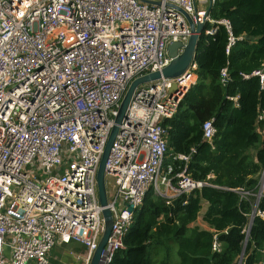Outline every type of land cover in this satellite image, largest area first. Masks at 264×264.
<instances>
[{"label":"built area","instance_id":"built-area-1","mask_svg":"<svg viewBox=\"0 0 264 264\" xmlns=\"http://www.w3.org/2000/svg\"><path fill=\"white\" fill-rule=\"evenodd\" d=\"M148 1L0 0V264H50L53 248L74 245L85 255L70 252L73 263H90L104 232L96 181L104 147L130 83L161 72L170 63V43H187L191 32L177 8L194 24L223 25L226 52L236 41L226 20L206 14L214 0ZM195 71L193 61L180 76L161 77L132 95L105 165L112 226L100 264L124 249L149 190L172 200L216 187L192 179L186 165L175 172L164 164L167 133L160 120L176 113L196 83ZM241 76L257 77L263 88L264 64ZM227 79L223 69L220 81ZM214 132L211 120L203 123L204 140ZM230 191L241 200L259 194V201L264 168L256 194ZM257 204L251 217L264 221ZM220 250L215 235L212 251ZM262 255L264 264V248Z\"/></svg>","mask_w":264,"mask_h":264},{"label":"trees","instance_id":"trees-1","mask_svg":"<svg viewBox=\"0 0 264 264\" xmlns=\"http://www.w3.org/2000/svg\"><path fill=\"white\" fill-rule=\"evenodd\" d=\"M208 15L226 20L236 41L226 52L225 27L205 25L194 54L196 83L162 126L167 133L164 164H172L175 172L186 165L192 179L216 187L172 200L149 190L134 213L124 249L109 264H173L174 257L176 264H262L264 221L254 216L244 232L255 197L241 200L230 190L256 194L264 168V121H257L264 111V86L257 77L241 76L264 64V0H214ZM213 27L214 33L206 35ZM209 120L215 132L206 141L202 125ZM178 154L190 155L188 162L173 160ZM257 210L264 212V192ZM198 219L207 228L197 225ZM215 235L220 252L212 251Z\"/></svg>","mask_w":264,"mask_h":264},{"label":"water","instance_id":"water-1","mask_svg":"<svg viewBox=\"0 0 264 264\" xmlns=\"http://www.w3.org/2000/svg\"><path fill=\"white\" fill-rule=\"evenodd\" d=\"M142 2L150 3L148 0H140ZM158 4V3H152ZM179 12H181L189 26L191 35L185 45L179 42H172L167 46V54L170 57V63L161 71L154 72L147 75H144L140 78L133 80L124 97L120 102V106L118 109V114L115 119V125L113 126L106 145L104 147L103 154L101 156V160L97 169L96 181H97V194L98 201L100 206L103 208L102 216L104 219V232L98 243V246L95 252L92 255L91 261L89 264H100L102 252L107 242V239L110 235L111 226H112V217L109 209H107V194L105 188V165L108 159L111 146L113 144L114 138L118 131V125L122 122L123 118L126 116V110L129 105V102L132 98V95L136 88L146 84H153L155 81L159 80L161 77L163 78H175L180 76L185 72V70L190 66V64L194 61L195 48L197 44V40L199 35L202 33L204 29V25L201 23L194 24L191 17L177 8ZM209 10V9H208ZM208 10L206 14H208ZM172 90L175 89V86H172ZM160 122H163L160 120ZM259 194H257L256 202L258 203ZM129 211H132V207H129ZM253 217L249 220V229L252 224ZM249 232V230H248ZM241 258V257H240Z\"/></svg>","mask_w":264,"mask_h":264},{"label":"rangeland","instance_id":"rangeland-1","mask_svg":"<svg viewBox=\"0 0 264 264\" xmlns=\"http://www.w3.org/2000/svg\"><path fill=\"white\" fill-rule=\"evenodd\" d=\"M261 181V175H260V180H259V182ZM255 202H256V199H255ZM197 225H202L201 224V220L200 219H198V221H197V223H196ZM202 227H204V228H206L205 226H203L202 225ZM59 249H60V247H55V248H53V251L52 252H54L53 254H52V263L51 264H71V263H73L74 261L73 260H70L68 257H67V255H69L70 254V252H73V253H75V254H77V255H79L80 256V254H82L81 253V251L80 250H78V251H73L72 249H68V250H66V253H65V251L64 252H62V251H59ZM67 254V255H66ZM85 255V254H84ZM84 255H82V256H84ZM73 264H80V262H76V263H73Z\"/></svg>","mask_w":264,"mask_h":264},{"label":"crops","instance_id":"crops-1","mask_svg":"<svg viewBox=\"0 0 264 264\" xmlns=\"http://www.w3.org/2000/svg\"><path fill=\"white\" fill-rule=\"evenodd\" d=\"M198 8H199V6H198ZM208 8V7H207ZM201 224L203 225V223L201 222ZM201 225V226H202ZM192 226V225H191ZM190 226V227H191ZM203 226H205V225H203ZM206 227V226H205ZM207 228V227H206ZM59 247V246H58ZM68 249H72V250H75V251H78V250H80L81 251V253L82 254H80V256H82V255H84L85 254V250L83 249V248H81L80 246H77V245H74V246H66V247H60V249H59V251H62V252H64L65 251V253H66V250H68ZM53 251V250H52ZM50 252V256H49V261H50V264L53 262L52 261V254L54 253V252ZM67 255V254H66ZM67 257H68V255H67ZM70 260H72L70 257H68ZM71 264H73V263H71ZM173 264H176V258L174 257V260H173Z\"/></svg>","mask_w":264,"mask_h":264}]
</instances>
